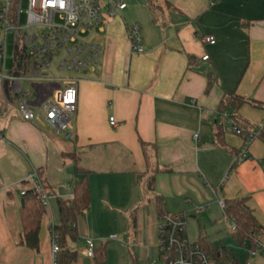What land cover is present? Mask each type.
Wrapping results in <instances>:
<instances>
[{
	"label": "crops",
	"instance_id": "1",
	"mask_svg": "<svg viewBox=\"0 0 264 264\" xmlns=\"http://www.w3.org/2000/svg\"><path fill=\"white\" fill-rule=\"evenodd\" d=\"M152 1L155 13L141 6L147 12L134 23L123 17L127 5L113 17L104 14L93 28L86 43L99 57L74 75L78 104L70 139L24 121L9 97L28 91L31 106L38 107L61 83H0V264H54L58 198H73L79 170L88 172L91 205L78 217L80 239L69 243L78 253L74 264H95L86 255L89 240L93 249L108 244L109 264L110 238L131 244L137 258L149 261L158 250V197L167 214L189 219L205 216L220 201L246 199L264 230V144L256 138L250 159L237 162L244 137L219 134L221 122L264 124V0ZM135 24L142 53L128 39ZM201 36H212L215 44H204ZM228 96L260 107L247 103L224 111ZM111 117L119 127L110 125ZM34 173L52 192L37 252L21 244V193L34 187ZM198 208L204 211L198 214ZM201 232L212 244L202 229L195 242Z\"/></svg>",
	"mask_w": 264,
	"mask_h": 264
},
{
	"label": "built area",
	"instance_id": "2",
	"mask_svg": "<svg viewBox=\"0 0 264 264\" xmlns=\"http://www.w3.org/2000/svg\"><path fill=\"white\" fill-rule=\"evenodd\" d=\"M101 0H28V27L40 25L46 31L40 36H29V51L27 56L33 59L35 67L43 71L55 69L59 73H78L96 65L99 57L98 51L93 45L86 43L80 35L86 34L96 26L103 23L104 14L113 17L125 10L128 6L123 0H104L106 5L102 7ZM0 23L6 30L14 29L8 21L11 3L10 0H0ZM59 22V24L57 23ZM27 33V32H26ZM128 39L134 52L142 53L140 46V27L133 25L128 28ZM204 44L214 45L215 39L212 36H201ZM25 57V56H24ZM208 56L203 58L204 61ZM23 66V65H22ZM16 78L7 76L5 73V46L0 44V83L13 82ZM25 81L27 79H24ZM47 81H57L62 84V89L57 92L53 99L44 104L33 107L30 104L31 94L28 91L20 93L17 97V107L22 119L27 122H41L50 130L66 139L72 137L71 125L77 114L78 104V80L74 77L47 78ZM223 120H228V114H223ZM110 125L119 127V123L111 117ZM220 126L226 133L243 137V130L234 122L229 125ZM258 137L254 132L248 138H244L243 146L236 157L237 162L250 159L249 148L251 143ZM199 134L194 136V141H199ZM38 192H42L43 205L48 208L49 197L43 192L39 183V175L34 173L30 179ZM22 195L24 192L22 191ZM222 210L225 208V201L219 202ZM204 208H198L197 213H202ZM187 215H166L160 218L158 252L160 261L164 264H219L207 255L196 244L189 240L186 228ZM232 225V230H235ZM112 241L116 238H111ZM90 248L86 255L94 257L92 242L89 240ZM52 253L59 252L57 243L52 241ZM261 252L264 254V245L259 243L256 251L249 253L255 258ZM152 264H158L153 261ZM251 264V263H247Z\"/></svg>",
	"mask_w": 264,
	"mask_h": 264
},
{
	"label": "trees",
	"instance_id": "3",
	"mask_svg": "<svg viewBox=\"0 0 264 264\" xmlns=\"http://www.w3.org/2000/svg\"><path fill=\"white\" fill-rule=\"evenodd\" d=\"M146 5L155 13L156 9L152 0H148ZM15 11L16 8L13 3H11L8 21L13 27H15L14 25L16 23ZM18 38H20V36ZM22 55H24L22 52L17 53L14 70L19 69L18 64ZM24 56L22 65L28 63L36 68L33 59L27 55ZM18 95L19 94L14 95L10 93L9 97L16 102ZM247 103L255 107H260V104L250 102L242 97L228 96L226 103L222 104V110L226 111L228 108L237 110L239 107ZM224 113L226 112H223V114ZM232 122L243 130V137L245 139L248 138L251 133L257 132V138L264 144V124L261 128H251L240 119L232 120ZM222 133L226 132L223 127H220L219 134L222 135ZM79 174L82 175V179L74 186L73 198L69 200L58 198L60 224L51 227L52 241H55L59 248V252L55 255L54 264H74L78 258V253L70 248L69 243L76 242L80 239L77 229L78 217L91 205V190L88 180V172L79 170ZM39 183L42 186L43 192L50 197L52 192L48 186L44 184L40 178ZM23 192L24 194H21L20 203V217L23 228L21 244L28 249L37 252L40 246V229L42 219L46 214V207L43 205L42 192H38L35 188L27 189ZM156 203L160 218L169 215L165 211V203L161 197L157 198ZM223 215L231 225H235L236 227L235 230H231V236L237 245L240 247H246L249 245L250 252L256 251L259 243L264 245V230L254 216L253 211L248 206L246 199L225 201ZM195 243L202 249V251L219 264H241L234 254L228 252L226 247L215 248L202 232L199 240ZM107 247L108 244H104L101 247L94 249L93 260L95 264H108ZM260 254L264 257L263 252Z\"/></svg>",
	"mask_w": 264,
	"mask_h": 264
},
{
	"label": "rangeland",
	"instance_id": "4",
	"mask_svg": "<svg viewBox=\"0 0 264 264\" xmlns=\"http://www.w3.org/2000/svg\"><path fill=\"white\" fill-rule=\"evenodd\" d=\"M148 0H124L129 6L126 13L123 14L126 22L131 24L134 23L135 18L146 14L147 11H142L141 6H145ZM10 3L16 8L15 17L16 23L14 29L10 28L6 30L3 24L0 23V44L4 43L5 46V73L7 76H13L16 78L15 81L9 83H21L22 78L32 80H43V78H60V77H74L77 73H59L55 69L50 71H43L41 69L34 68L33 66L25 63L23 67L14 70V63L17 57V53L22 52L27 55L29 51V36L37 35L40 36L42 32L46 31L43 26L35 25L27 30L28 27V0H10ZM102 7H105L106 3L104 0L100 1ZM1 6V5H0ZM145 10V9H144ZM59 24V22L57 21ZM27 32V33H26ZM95 30H89L86 34L80 35L85 42L89 41L94 35ZM20 36V38H18ZM18 38V39H17ZM49 82V81H45ZM218 205V204H217ZM205 214H211V218L200 216L199 218H188L186 219V228L188 238L191 242L197 240L199 230L206 231L209 239L215 248L226 247L230 254H234L235 257L241 262V264H263L260 258L249 257L250 246L240 247L233 240L231 236L232 225L223 217V210L218 205L210 210H205ZM195 215V214H193ZM196 216V215H195ZM111 240V238H110ZM109 250V264H152L153 261H157L158 264H164L160 261L159 252L157 249L153 250L149 255L148 259L140 260L135 255L137 253L136 247L131 244L120 243V241H112Z\"/></svg>",
	"mask_w": 264,
	"mask_h": 264
},
{
	"label": "water",
	"instance_id": "5",
	"mask_svg": "<svg viewBox=\"0 0 264 264\" xmlns=\"http://www.w3.org/2000/svg\"><path fill=\"white\" fill-rule=\"evenodd\" d=\"M23 60H24V55H22V56L20 57V61H19V64H18V67H19V68L22 67Z\"/></svg>",
	"mask_w": 264,
	"mask_h": 264
}]
</instances>
